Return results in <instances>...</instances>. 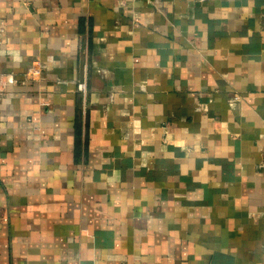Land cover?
<instances>
[{
    "label": "crops",
    "instance_id": "obj_1",
    "mask_svg": "<svg viewBox=\"0 0 264 264\" xmlns=\"http://www.w3.org/2000/svg\"><path fill=\"white\" fill-rule=\"evenodd\" d=\"M0 264H264V0H0Z\"/></svg>",
    "mask_w": 264,
    "mask_h": 264
},
{
    "label": "built area",
    "instance_id": "obj_2",
    "mask_svg": "<svg viewBox=\"0 0 264 264\" xmlns=\"http://www.w3.org/2000/svg\"><path fill=\"white\" fill-rule=\"evenodd\" d=\"M42 72L41 62H35L25 74L28 80H36ZM78 90L86 97L88 93V83L86 78L78 82Z\"/></svg>",
    "mask_w": 264,
    "mask_h": 264
}]
</instances>
